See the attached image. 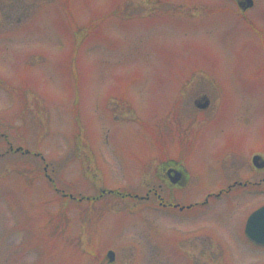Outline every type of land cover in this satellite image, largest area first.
<instances>
[{
    "label": "rangeland",
    "instance_id": "obj_1",
    "mask_svg": "<svg viewBox=\"0 0 264 264\" xmlns=\"http://www.w3.org/2000/svg\"><path fill=\"white\" fill-rule=\"evenodd\" d=\"M253 154L264 0H0V264H264L238 232L264 196L190 214L133 197L200 199ZM172 162L187 187L161 186ZM196 229L212 246L186 252Z\"/></svg>",
    "mask_w": 264,
    "mask_h": 264
},
{
    "label": "flooded vegetation",
    "instance_id": "obj_2",
    "mask_svg": "<svg viewBox=\"0 0 264 264\" xmlns=\"http://www.w3.org/2000/svg\"><path fill=\"white\" fill-rule=\"evenodd\" d=\"M243 2V0H237V7L240 11L245 12L250 8H247L245 10L241 9L239 6V3ZM17 149V148H16ZM11 147L9 146V151H11ZM19 151V150H18ZM21 151V150H20ZM259 155L260 159L258 160V165H255L253 163L250 164H223L216 167L217 170V177H218V184L216 185L218 188L216 191L211 190L210 192H205L200 199H194L192 200H185L181 202H177L170 197H163L162 194L156 190V188L152 187L147 189L144 196H137L134 195V198H138L139 200H145L149 201V206H151L155 210H166L167 214L169 212H174L173 210H178L182 214H190L192 211H201L203 207H206L209 205V203L213 200H233L237 197L236 194L239 192L237 189L245 190L244 193L241 195H246L247 197L255 198L256 196H264V155L261 154H253ZM158 175V180L162 183L161 186H164L166 188L168 187H177L178 189H182L184 187H187L188 181H189V175L185 172V170L176 164L175 162L172 163H166L161 166L160 172ZM223 183L224 185H220V183ZM220 187V188H219ZM239 196L237 199L243 198L242 196ZM254 195V196H253ZM253 196V197H252ZM236 200L232 203L234 204H242L246 203L247 201H239ZM246 205H250L247 203ZM264 206V201L260 202L257 205L251 206L252 209L249 210L247 213L245 212L242 215H238V211L236 212L235 217L239 216V223H238V232H240L241 228V234L243 237V244L242 249L248 251V247L250 249H254L255 251H260L262 255H264V245L257 243L256 241L250 239L246 235V225L247 220L249 216L258 208ZM226 214V213H225ZM224 214V215H225ZM233 214L231 213L228 216H223V218H229L233 219ZM192 220V217L189 216H183V219H181V223L188 224ZM217 218H215L216 223ZM223 221H228L223 219ZM221 219V222H223ZM241 223V227L239 228V224ZM222 225H227L223 222ZM200 229H196L191 233H184V238L181 239L182 246L184 247L185 251L187 252V249L193 248V246H198V242H201L202 245L206 246H212V239H214L213 236L209 235H203L200 233ZM187 234V235H186ZM211 236V238H210ZM198 238H201V241H198ZM195 244V245H194ZM196 247L194 249H196ZM188 259L185 258L184 262L185 264L188 263Z\"/></svg>",
    "mask_w": 264,
    "mask_h": 264
},
{
    "label": "water",
    "instance_id": "obj_3",
    "mask_svg": "<svg viewBox=\"0 0 264 264\" xmlns=\"http://www.w3.org/2000/svg\"><path fill=\"white\" fill-rule=\"evenodd\" d=\"M253 4L252 0H243V2L239 3L241 9L245 10L251 7ZM208 105V101L205 100L201 104H196V107L200 109L206 108ZM260 156L254 155L251 158V162L255 165H258ZM246 235L256 241L264 245V206L255 210L248 218L246 225ZM106 258L108 262H112L114 260V252L112 250H108L106 252Z\"/></svg>",
    "mask_w": 264,
    "mask_h": 264
}]
</instances>
